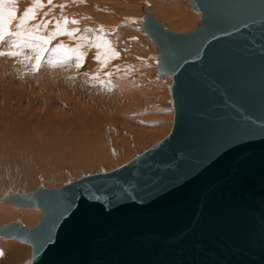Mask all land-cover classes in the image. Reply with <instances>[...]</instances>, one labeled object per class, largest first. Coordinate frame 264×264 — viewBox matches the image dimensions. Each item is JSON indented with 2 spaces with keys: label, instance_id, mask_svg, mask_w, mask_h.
<instances>
[{
  "label": "water",
  "instance_id": "95a60500",
  "mask_svg": "<svg viewBox=\"0 0 264 264\" xmlns=\"http://www.w3.org/2000/svg\"><path fill=\"white\" fill-rule=\"evenodd\" d=\"M197 8V30L150 32L173 59L172 133L115 171L13 202L43 212L0 229L32 264H264V0Z\"/></svg>",
  "mask_w": 264,
  "mask_h": 264
},
{
  "label": "bare ground",
  "instance_id": "6f19581e",
  "mask_svg": "<svg viewBox=\"0 0 264 264\" xmlns=\"http://www.w3.org/2000/svg\"><path fill=\"white\" fill-rule=\"evenodd\" d=\"M128 1L129 4L114 0H52V4H48V0H41L43 7L35 9V19L16 29L19 18L35 2L16 0L17 20L11 22L10 28L24 35L8 38L9 44L15 42L19 47L0 46V51L5 53H18L16 56H0V197L16 191L32 192L37 183L41 187L43 179L58 181L78 170L95 167L100 172L103 167H111V171L114 163L137 150L140 143L165 130L163 140L172 133L177 108L175 77L169 69L173 59L167 56L168 49L165 53L160 48L162 43L151 38L150 32L177 33L181 31L178 27L176 31L178 25L181 33H188L200 28L206 18L197 8L198 0L188 1L192 11L197 12V20L201 22L202 17L201 25L198 21L193 24L194 18L186 13L187 0H138L140 4L134 1L133 5L143 6L139 14H134L133 0ZM12 7L11 3L5 6L2 10L5 16ZM65 18L67 24H64ZM73 20L78 23H71ZM161 20L168 24L172 21L175 28L171 27L169 31ZM124 22L128 25L120 28ZM57 23L66 32L79 29L75 32L76 38L65 32L46 45L33 38L51 36ZM47 24H54L55 29L47 31ZM35 25H41L38 31ZM101 27L104 30L117 29V32L109 37L99 31ZM137 27L143 31H137ZM143 33L155 43L149 39L153 46L147 40L148 46L141 45ZM81 36L87 37V42L81 40ZM95 43L102 47L95 48L92 46ZM26 44L31 46L26 47ZM109 45L119 53L117 58H112ZM37 46L45 47L46 51L41 53L40 67L34 69L39 51ZM97 53L107 54L106 64L103 56L99 61L95 58ZM132 57L138 58L140 63L134 62ZM156 57L161 63L157 72L152 71V77L147 66ZM166 76L165 81H174L170 90L175 109L171 114L162 109L165 101L160 92L161 81H155V77ZM31 197L33 195L0 199V221H13L26 228L37 224L42 217L41 208L13 203ZM1 237L0 252L3 255L0 264H14L15 261L6 255L8 250L14 251L15 244L4 240L20 241ZM237 254L238 249H234L225 260L231 261ZM251 264L259 263L252 260Z\"/></svg>",
  "mask_w": 264,
  "mask_h": 264
},
{
  "label": "rangeland",
  "instance_id": "374dc122",
  "mask_svg": "<svg viewBox=\"0 0 264 264\" xmlns=\"http://www.w3.org/2000/svg\"><path fill=\"white\" fill-rule=\"evenodd\" d=\"M115 2L116 1H118V3H130L128 0H123V1H121V0H114ZM134 1L135 2H137V3H139L140 4V1H138V0H133L132 2H131V5H132V7H135V11H134V14L135 13H138V12H142V8H143V6H135V5H133L132 3H134ZM191 1H193V0H191ZM188 2V3H187ZM187 14H189V16H192L193 18H194V21H193V24H196L197 23V21L198 22H200L199 20H197V16H196V14H197V12L195 13V12H193L192 11V9H191V6H190V1H188L187 0ZM117 3V2H116ZM137 7H139V8H137ZM137 8V9H136ZM132 11V10H131ZM191 13V14H190ZM199 13L200 12H198V15H199ZM103 14H105V13H103ZM139 14V13H138ZM137 14V15H138ZM200 15H202V13H200ZM138 17V16H137ZM144 17V16H143ZM164 21H162L161 20V22L160 23H163ZM171 23V24H170ZM201 23H202V17H201V22L199 23V25H201ZM198 24V23H197ZM128 25V22H124L123 24H120V28L121 27H125V26H127ZM163 25H165V26H167L168 28H170V30L169 31H171L172 30V28L174 29L175 27H176V31H178V29L180 28V30L182 31V29H181V27H179L178 25H176L175 23H172V21L171 22H169V24H168V22L166 21V22H164L163 23ZM172 25H176L175 27H173ZM137 26V25H136ZM136 26H133L134 27V29H136ZM170 26V27H169ZM167 27H166V29H167ZM172 27V28H171ZM177 27H178V29H177ZM64 28V27H63ZM140 28V27H139ZM53 29H55V25L54 24H47V31L49 30H53ZM114 30V31H113ZM168 30V29H167ZM94 31H96V30H94ZM135 31V30H134ZM137 31H140V32H142L143 30H141V28H140V30L138 29V27H137ZM181 31H178L177 33H181ZM104 33H106L107 34V36H109V37H112L113 36V34L112 33H116L117 32V29H110V30H107V29H105L104 31H103ZM136 32V31H135ZM171 32H173V31H171ZM174 33V32H173ZM137 34H139V33H137ZM144 34V36H142L143 37V39H142V37H140L141 38V45H146V46H148V44H147V42H146V40L148 41V43L149 44H152L151 46H153V41L151 40V38L148 36H146L145 35V33H143ZM135 35V34H134ZM153 42H151L150 40ZM143 40H145V42L143 41ZM155 44V43H154ZM156 46V45H155ZM154 46V47H155ZM152 49V48H151ZM150 49V51L152 52V50ZM154 49V48H153ZM156 52H157V54H158V56L160 55V52H158V49H157V46H156ZM132 60L134 61V62H137V63H140V61L138 60V58H135V57H132ZM153 62L152 63H150V64H148V66H147V68L148 69H150V72H151V75H152V77H153V73L154 72H157L158 71V69H159V66H160V63H161V61H160V59L158 58L157 59V57L156 58H153ZM145 66V67H146ZM152 71H153V73H152ZM173 76L172 74H169V76ZM168 76V75H167ZM167 76L165 77V78H158V77H155V81H161L160 82V84H159V86L161 87L160 89V92H161V96L163 97V99H164V101H165V103H164V105L165 106H163L162 107V109H163V111H165L166 113H168V111H169V113L171 114V113H174V98H173V96H172V94H171V88H172V84L174 83V81L172 82V80H168V81H165V79L167 78ZM168 76V77H169ZM158 79V80H157ZM173 80H174V77H173ZM162 92H165V93H162ZM163 94H165V95H163ZM171 98V99H170ZM165 99H167V100H165ZM166 101H168L167 103H169V104H166ZM173 102V103H172ZM165 107V108H164ZM170 114H167V115H170ZM174 115V114H173ZM159 116H161V113L159 114ZM156 129H158V127H155ZM154 128V130H156ZM166 131L167 130H165L163 133H161L160 135H157V136H155V137H153V138H151L150 140H146V141H144V142H142V143H140L139 144V147H138V149L137 150H134V151H132V152H130L129 153V155L127 154V156H125L124 158H122L121 159V161L120 162H116V164L114 163L113 164V167H114V169L112 168V170L113 171H115L116 169H118V165H120V167H123V166H125V165H127L128 163H130L131 161H133L135 158H137L139 155H141L142 153H144V152H146V151H148L149 149H152L153 147H155L157 144H159L160 142H162L163 141V138L165 137L164 135H165V133H166ZM157 141H160L159 143H157ZM157 143V144H156ZM119 167V168H120ZM104 168V167H103ZM102 168V170L99 172L97 169L98 168H95V167H93L92 169H83V170H81V171H77V172H72V173H70L67 177L65 176V177H63V178H61L60 180H58V181H51V180H46V179H43L44 180V182L43 183H41V187L38 185V183H37V187L35 188V190H33L31 193L29 192V191H26L27 193H25V191L23 192V191H16V192H12V193H10V194H8V196L7 197H0V199H7V198H10V197H18V198H25V197H28V196H32V195H34V194H36V193H39L40 192V190H41V188L42 189H44V190H52V189H59V187H64V186H67V185H70V184H72V183H74V182H76V181H78V180H80L81 178H83V177H87V176H92V175H97V174H101V173H109V172H112V170L111 171H109V169L111 168H107V169H103ZM94 172H93V171ZM34 171H36V170H34ZM39 177V176H38ZM38 177H37V179H36V177H35V180H38ZM38 182V181H37ZM47 183V184H46ZM14 185L16 186L17 184H15L14 183ZM44 185V186H43ZM40 188V189H39ZM11 195H13V196H11ZM3 203H5V202H3ZM20 209V208H19ZM31 210H34V211H39V210H41V209H31ZM42 215H43V213H42ZM14 222L13 221H10V222H5V223H2L1 221H0V228H3V227H5V226H7V225H10V224H13ZM19 224V223H18ZM38 224V223H37ZM37 224H35V225H31V226H29V228H34ZM3 238L0 236V241L2 240ZM6 239V238H5ZM4 241H6V242H8V243H13V244H15L14 245V251H10V250H8V252H7V255L6 256H8V257H10V258H12L13 259V261H15L14 262V264H32V261H33V254L32 253H30V252H32V248H31V246L30 245H28V244H20V242H13L14 240H12V241H10V240H4ZM24 249L25 250H28V252H25L24 251ZM18 252V253H16V252ZM0 258H1V256H0ZM25 262V263H24ZM12 264V263H11Z\"/></svg>",
  "mask_w": 264,
  "mask_h": 264
},
{
  "label": "snow or ice",
  "instance_id": "6c2138e0",
  "mask_svg": "<svg viewBox=\"0 0 264 264\" xmlns=\"http://www.w3.org/2000/svg\"><path fill=\"white\" fill-rule=\"evenodd\" d=\"M81 2H83V0H81ZM8 3H11L13 5V7L11 9L7 10V14L5 16V14L2 10L5 8V6ZM15 4H16V0H0V46H10L12 48L19 47L20 45L18 43H15V42L9 44L8 38L9 37H20V36L24 35V33H22L21 31L12 30V28H10L11 22L13 20H17V16L15 14ZM48 4H52V0H48ZM63 6L64 5H60V7H63ZM40 7H43L41 0H35L34 5L28 7L24 11L23 16L19 18V22L15 25V28L21 29L28 22V20H34L35 19V9L40 8ZM67 23H68V21L65 18L64 24H67ZM71 23L76 24V23H78V21L73 20V21H71ZM40 26L41 25H35L34 27L38 31ZM77 31H79V29H74L72 31L66 32V29L62 28L60 23H57L56 24V31L51 36H49L47 38H45V37H33V38L42 40L43 43L46 45V44L50 43L51 40L55 38V36L63 35V34H65V32L69 37L75 39L76 38L75 32H77ZM86 31H92V29H86ZM99 31L103 32L104 29L101 27L99 29ZM29 35H31V33H29ZM80 39L87 42L88 38L81 36ZM97 39L99 40L101 38L97 37ZM105 43H107V42H105ZM25 46L27 47V46H31V45L26 44ZM92 46H94L97 49L102 47V45L100 43H95ZM37 47L39 48V51L37 52L36 64L34 65V69H38L40 67V61L42 59L41 53L46 51V48L43 46H37ZM60 47L63 48L64 46L60 45ZM109 50L111 52L112 58H117L119 56V53H117L114 49H111L110 45H109ZM16 55H18V53L15 51H10L7 53H5L4 51H0V56H16ZM102 56L104 57V63L106 64L107 59H108L107 54L97 53L95 58L99 61L102 59ZM80 59H82V55H81ZM79 66H80V64L78 63L77 67H79ZM2 255H3V252H0V256H2Z\"/></svg>",
  "mask_w": 264,
  "mask_h": 264
}]
</instances>
